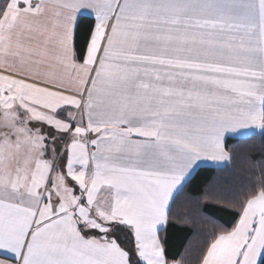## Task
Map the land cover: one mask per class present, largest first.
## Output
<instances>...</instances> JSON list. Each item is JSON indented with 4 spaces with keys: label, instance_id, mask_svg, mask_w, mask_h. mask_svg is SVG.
<instances>
[{
    "label": "snow or ice",
    "instance_id": "1",
    "mask_svg": "<svg viewBox=\"0 0 264 264\" xmlns=\"http://www.w3.org/2000/svg\"><path fill=\"white\" fill-rule=\"evenodd\" d=\"M256 130L264 0H0V264H181L175 194ZM230 207L198 264H264V178Z\"/></svg>",
    "mask_w": 264,
    "mask_h": 264
},
{
    "label": "trees",
    "instance_id": "2",
    "mask_svg": "<svg viewBox=\"0 0 264 264\" xmlns=\"http://www.w3.org/2000/svg\"><path fill=\"white\" fill-rule=\"evenodd\" d=\"M88 20L82 25L86 29ZM230 161L220 167L201 166L174 197L169 221L160 232L170 260L198 264L214 228L230 226L235 217L230 201L248 185L264 178V134L227 137ZM212 190L215 195L207 196Z\"/></svg>",
    "mask_w": 264,
    "mask_h": 264
},
{
    "label": "crops",
    "instance_id": "3",
    "mask_svg": "<svg viewBox=\"0 0 264 264\" xmlns=\"http://www.w3.org/2000/svg\"><path fill=\"white\" fill-rule=\"evenodd\" d=\"M255 132H260V130H256ZM230 136L237 137V138L247 137L246 135H243V134H229V135L226 136V138H227V137H230ZM226 138H225V140H226ZM225 143H226V141H225ZM225 147H226V146H225ZM229 161H230V160H229ZM229 161H225V162H215V161H212V160H210V159H202V160L198 161V162H197V165L192 169V171H191L190 175L188 176L186 182L190 179V177L194 174V172L197 171V169H198L199 167H201V166H208V165H210V166L220 167V166H223V165L227 164ZM186 182H185V184H186ZM185 184H184V185H185ZM175 195H176V194H175ZM165 227H166L165 225L161 226V230H160V232H161ZM0 258H3V257H0ZM13 264H14V262H13Z\"/></svg>",
    "mask_w": 264,
    "mask_h": 264
}]
</instances>
